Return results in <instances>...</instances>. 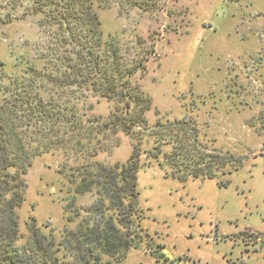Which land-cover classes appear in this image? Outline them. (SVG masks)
Instances as JSON below:
<instances>
[{"label": "rangeland", "instance_id": "obj_1", "mask_svg": "<svg viewBox=\"0 0 264 264\" xmlns=\"http://www.w3.org/2000/svg\"><path fill=\"white\" fill-rule=\"evenodd\" d=\"M29 6L26 2L14 12L0 8L1 18H13L0 26V62L7 77L20 76L25 68L20 60L43 65L38 59L48 34L38 16L27 15ZM97 12L104 38L140 37L146 50H155L147 71L132 79L151 99L148 127L190 119L202 147L232 163L240 161L218 179L182 183L146 161L147 131L101 136L102 150L90 162L125 163L137 145L145 163L137 173V205L148 237L115 264H264V0L112 1ZM97 102L90 97L77 106L107 121L112 103ZM86 161L62 152L33 161L18 212L22 235L31 218L57 237L77 227L83 210L97 199L93 193L75 196L78 218L65 211L73 198L68 176Z\"/></svg>", "mask_w": 264, "mask_h": 264}, {"label": "trees", "instance_id": "obj_2", "mask_svg": "<svg viewBox=\"0 0 264 264\" xmlns=\"http://www.w3.org/2000/svg\"><path fill=\"white\" fill-rule=\"evenodd\" d=\"M112 1L140 0H10L0 5L14 12L28 2L27 15L38 16L48 34L38 59L41 68L20 60L25 65L20 76L7 77L0 62V264H115L141 246L148 234L139 224L137 173L145 163L137 145L125 163L90 162L108 132L134 137L137 128L147 131L146 161L182 183L218 179L240 164L202 147L190 119L148 127L151 99L132 79L147 71L155 50H146L140 37L125 42L104 38L97 10ZM12 19L11 14L0 16V26ZM90 97L112 103L107 121L78 108ZM56 152L87 159L68 176L73 198L65 211L78 218L74 197L93 193L97 199L83 210L77 227L60 237L47 225L38 228L34 218L22 235L18 212L28 171L36 158ZM67 220L73 221L71 216Z\"/></svg>", "mask_w": 264, "mask_h": 264}, {"label": "water", "instance_id": "obj_3", "mask_svg": "<svg viewBox=\"0 0 264 264\" xmlns=\"http://www.w3.org/2000/svg\"><path fill=\"white\" fill-rule=\"evenodd\" d=\"M263 168H264V166H263Z\"/></svg>", "mask_w": 264, "mask_h": 264}]
</instances>
